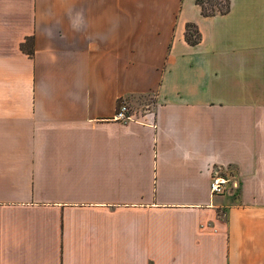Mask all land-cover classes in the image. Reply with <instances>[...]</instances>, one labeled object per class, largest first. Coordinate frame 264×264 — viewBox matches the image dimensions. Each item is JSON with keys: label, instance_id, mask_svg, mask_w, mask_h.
<instances>
[{"label": "crops", "instance_id": "0c3cea01", "mask_svg": "<svg viewBox=\"0 0 264 264\" xmlns=\"http://www.w3.org/2000/svg\"><path fill=\"white\" fill-rule=\"evenodd\" d=\"M0 264H264V0H0Z\"/></svg>", "mask_w": 264, "mask_h": 264}, {"label": "trees", "instance_id": "16d2710c", "mask_svg": "<svg viewBox=\"0 0 264 264\" xmlns=\"http://www.w3.org/2000/svg\"><path fill=\"white\" fill-rule=\"evenodd\" d=\"M195 3L200 7L201 15L204 17L225 15L230 10V0H195ZM184 38L190 46H194L200 41V34L194 24L186 25ZM144 100L146 99H143L142 104L145 102Z\"/></svg>", "mask_w": 264, "mask_h": 264}, {"label": "built area", "instance_id": "2783aa9c", "mask_svg": "<svg viewBox=\"0 0 264 264\" xmlns=\"http://www.w3.org/2000/svg\"><path fill=\"white\" fill-rule=\"evenodd\" d=\"M130 118V109L127 104L121 103L118 107L116 114L114 115V120L125 121ZM229 180L223 175L216 174L212 176L210 181V191L214 195H221L226 190V185Z\"/></svg>", "mask_w": 264, "mask_h": 264}, {"label": "clouds", "instance_id": "9594fccd", "mask_svg": "<svg viewBox=\"0 0 264 264\" xmlns=\"http://www.w3.org/2000/svg\"><path fill=\"white\" fill-rule=\"evenodd\" d=\"M80 21H76L74 22V27L77 26L79 24Z\"/></svg>", "mask_w": 264, "mask_h": 264}]
</instances>
